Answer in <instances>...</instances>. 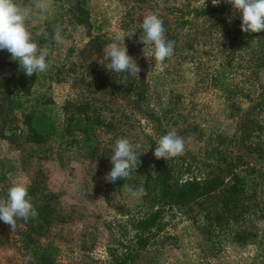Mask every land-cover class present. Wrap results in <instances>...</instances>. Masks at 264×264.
<instances>
[{
	"label": "rangeland",
	"instance_id": "obj_1",
	"mask_svg": "<svg viewBox=\"0 0 264 264\" xmlns=\"http://www.w3.org/2000/svg\"><path fill=\"white\" fill-rule=\"evenodd\" d=\"M74 1L52 0L43 19L30 12L33 39L49 48L47 71L29 77L7 50H0V197L23 180L38 212L27 222L18 219L16 232L0 221V264H114L116 256L127 258L132 251L138 256L126 264H264L261 206L246 222L207 229L216 199L168 210L149 247H132L138 220L151 213V204L158 206L146 195L155 188L157 141L168 131L174 129L186 142L183 154L169 159L180 178L204 175L230 160L231 152L244 155L236 170L242 176L258 166L264 154V31L235 37V53L229 55L230 37L216 24L222 18L233 21L239 12L232 5L223 13L194 17L188 13L203 0H87L88 26L74 19L69 6ZM155 10L173 28L188 23L179 48L162 64L155 62L151 46L144 54L139 42L140 25ZM182 11L190 23L180 18ZM55 25L62 28L60 41L54 39ZM202 30L205 34L198 37ZM117 37H125L138 76L106 68L105 47ZM224 67L227 80L219 77ZM225 81H230L226 92ZM41 110L66 130L65 138L33 133L29 113ZM80 111L97 122L93 140L84 139L80 129L67 132ZM191 125L196 130L189 134ZM121 137L142 145L140 163L130 178L111 183L105 176ZM127 186H142L143 196L133 197ZM260 187L264 201V181ZM37 218L50 222L37 230ZM244 230L246 242L236 236ZM50 242L56 247H45Z\"/></svg>",
	"mask_w": 264,
	"mask_h": 264
},
{
	"label": "trees",
	"instance_id": "obj_2",
	"mask_svg": "<svg viewBox=\"0 0 264 264\" xmlns=\"http://www.w3.org/2000/svg\"><path fill=\"white\" fill-rule=\"evenodd\" d=\"M86 4L87 0H75L69 6L77 23L90 26L88 14L89 9ZM230 5L231 4L227 3L226 0H220V3L217 6H213L212 2L209 1L206 2L204 6L202 5L201 7H197L188 14H194V17H200L201 15L206 14L216 15L217 13H223L226 11ZM159 14L160 19H162L164 23L166 39L175 41L174 50L178 49L179 37H182L184 34L182 28L188 23L173 28L169 19L161 15V13ZM184 16L185 14L182 11L180 18L185 19L186 17ZM190 19L191 17L186 18L189 23ZM241 24L242 20L239 13L236 14L232 22L227 18H222V20L218 21L216 24V26H218L221 30L226 31L228 33L227 35L230 37L229 41L231 43L229 47L231 50L227 51V54L229 55H234L235 53L236 48L233 39L246 33L243 31L237 32V30H241ZM203 33L205 34V31L203 32L202 30L197 36H203ZM250 33L252 32H247L248 35ZM188 34L191 36L192 33L188 32ZM92 39L93 42L99 43L98 37H94ZM186 42H188V44L192 43L191 39ZM98 45L101 50L103 44ZM191 47H193V45H189L187 48ZM233 58L234 57H232V60ZM229 63H231V60L228 62V65ZM225 68L226 67L222 68L219 77L227 80L228 75H226ZM228 82L230 83V81ZM229 83L225 81L224 85H222L225 92L227 88L225 86ZM232 91L233 89L228 87L227 93H231ZM28 121L33 133L39 138L45 139L46 137H51L55 134L59 135V138L62 139L66 136V130H60L56 119L52 114L46 111H31L28 116ZM96 126L97 122H89L87 114L80 111L72 116L67 132L74 128L80 129L84 135V139L93 140L92 132ZM195 130L196 125H191L187 128L189 134L193 133ZM243 146L250 150V152H254L255 150V148L247 146L245 143H243ZM250 152H248V154H250ZM230 156V160L225 159L224 163L211 166V169H209L204 175H193L186 179L180 178L177 175L178 173L173 167H171L169 160L165 161L160 158V163H158L157 166V174L153 180L155 182V188L147 191L148 195H146V197H150L151 203L157 202L158 206L154 209V203L151 204V213L138 220L136 241L134 240L132 247H147L150 245L151 238L153 237V230L162 228V221L168 210L174 208L184 210L191 207L196 202L209 199L216 200L214 202L215 209H210L212 211H209L207 215V218L210 221V226H207V229H216L218 227L224 228L231 223L246 222L252 216L251 212L254 214L259 206L263 209L261 216L264 218V201H260V198L262 197L260 185L264 181V154L260 153V156L258 157V166H251L247 168V172L249 174L248 177H246V175L242 176L240 173L241 171H236L240 166V163L243 162L244 155H236L231 152L226 158H229ZM147 181L149 183L151 179L147 178ZM47 215H49V213ZM35 222L36 229L40 230L50 221L47 220V218H37ZM243 232L238 231L236 236H238V240L245 238L244 242H246L247 234H245V232H247V230H244ZM45 247L56 246L50 242ZM133 252L134 251L129 253L127 258H125L124 253L121 254L122 257L116 256L114 259L116 262L114 264H126L130 257L134 258L138 256L137 251V253ZM50 262L51 264H58L53 261Z\"/></svg>",
	"mask_w": 264,
	"mask_h": 264
},
{
	"label": "clouds",
	"instance_id": "obj_3",
	"mask_svg": "<svg viewBox=\"0 0 264 264\" xmlns=\"http://www.w3.org/2000/svg\"><path fill=\"white\" fill-rule=\"evenodd\" d=\"M213 6H217L220 0H211ZM233 9L240 14L242 20L241 31L259 33L264 31V0H226ZM205 0H203V6ZM52 7V0H29L28 5H23L18 0H0V50H7L11 59L19 62V66L29 77L36 73L47 71L50 64L47 60L49 48L41 46L33 39L30 12H39L40 18L48 13ZM143 35L139 42L144 44V54L149 46L153 48V56L156 63L162 64L166 58L173 55L175 41L167 40L165 27L158 11L148 13L141 25ZM135 31L126 36H133ZM125 38V37H124ZM119 37L106 45L103 60L109 61L106 65L100 63L112 72L128 73L138 76L140 68L137 62L128 54V49ZM54 39H62V28L54 26ZM185 139L173 129L163 135L157 141L154 156L165 161L182 155L185 150ZM140 143L133 144L128 138H118L114 145V154L111 156L113 167L106 174L105 180L115 183L117 179H128L133 169L136 170L140 160L137 150ZM154 168V165H153ZM152 174H157L153 171ZM27 182L21 180L13 183L7 190L6 197H0V221L10 225L11 231L16 232L17 220L27 222L35 219L38 212L34 208L28 191ZM128 192L136 198L142 197L144 188L127 186ZM31 259L28 255L25 261Z\"/></svg>",
	"mask_w": 264,
	"mask_h": 264
}]
</instances>
